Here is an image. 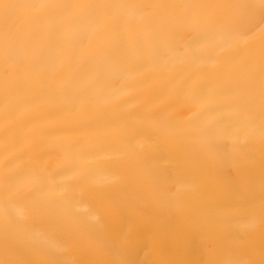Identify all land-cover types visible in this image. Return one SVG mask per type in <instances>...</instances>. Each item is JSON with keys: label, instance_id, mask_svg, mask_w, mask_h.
I'll return each instance as SVG.
<instances>
[{"label": "bare ground", "instance_id": "1", "mask_svg": "<svg viewBox=\"0 0 264 264\" xmlns=\"http://www.w3.org/2000/svg\"><path fill=\"white\" fill-rule=\"evenodd\" d=\"M31 4L38 0H10ZM48 3H94L98 0H47ZM142 3L147 0H99ZM197 4L244 3L247 0H187ZM226 15L227 10H219ZM44 13L22 10L11 25V37L22 47L29 67L49 50L59 52L58 75L68 68L69 54L85 49L84 63L102 60L114 40L107 22L95 24L80 9L62 33ZM195 25L191 41L205 30ZM94 32L89 36V30ZM5 23L0 18V38ZM245 36L225 35L170 56L129 62L121 74L87 83L90 99L85 116L63 100L37 95L18 108L2 101L0 80V264H222L230 260L264 262V136L259 109L254 126L241 128L230 119L218 85L242 58L257 69L264 53L259 13ZM31 83L30 73L24 75ZM207 98L193 103L188 97ZM124 115L135 119H122ZM224 118L234 135L219 143L187 138L189 123H215ZM143 145L133 152L132 145ZM167 160L165 191L177 182L190 185L176 201L161 194L154 179L156 165ZM14 161L12 169L8 165ZM19 173L14 189L25 229L39 233V245L6 238L3 214L10 177ZM46 187L44 203L39 189ZM87 190L90 194L83 195ZM64 197L77 204L70 214ZM99 217L93 228L84 225ZM112 239L118 241L113 248Z\"/></svg>", "mask_w": 264, "mask_h": 264}, {"label": "snow or ice", "instance_id": "2", "mask_svg": "<svg viewBox=\"0 0 264 264\" xmlns=\"http://www.w3.org/2000/svg\"><path fill=\"white\" fill-rule=\"evenodd\" d=\"M24 9H35L44 15L40 24L52 21L56 32L62 33L64 24L72 14L80 9L88 12V18L95 24L107 22L110 35L114 40L109 53L100 61L84 63L85 49H78L69 54L68 68L58 73L59 52L49 50L37 58L29 67L25 66L22 47L19 41L12 39L11 25L17 15ZM219 10H227L221 15ZM259 13L260 31L264 34V0H247L244 3L230 4H197L187 0H147L142 3L94 2V3H48L38 0L31 4L13 3L10 0H0V18L5 23L3 38H0V80L5 86L3 105L7 108H18L25 98L37 95L44 99L63 100L71 111L85 116L90 114V108H84V102L90 99V91L86 85L98 77L121 74L129 62L138 59L146 62L156 59L165 62L170 56L183 55L184 51L196 44L208 40H216L225 35L245 36L242 29L254 25L256 14ZM195 25H205L196 38L186 40V34ZM94 29L89 30V36ZM30 73L31 83L24 79L25 73ZM218 94L227 99L231 111L230 119L241 128L254 126L257 108L261 120V134L264 136V53H262L259 68L253 58H242L233 66L231 74L218 85ZM193 103H206L207 98L188 97ZM122 119H135L124 115ZM233 128L226 124L224 118L215 123H189L186 131L188 139L209 143H219L234 135ZM132 151H143V145L133 144ZM14 161L8 165L13 168ZM170 164L167 160L156 165L153 176L160 186L161 194L176 201L190 185L177 182L174 192L165 191L164 181L168 176ZM19 173L10 177L9 190L5 193L3 214L7 218L5 224L6 238L27 239L32 244L39 245L43 237L39 233H30L23 223V212L16 207L14 189ZM39 197L44 203L47 195L46 187H41ZM83 195L90 194L87 190ZM63 207L72 213L77 202L68 197ZM99 224L98 216H91L84 225L95 228ZM113 248L118 241L112 239ZM54 264H70L68 261H55ZM106 264H131L123 259L106 262ZM222 264H254L251 260H230ZM264 264V262H262Z\"/></svg>", "mask_w": 264, "mask_h": 264}]
</instances>
